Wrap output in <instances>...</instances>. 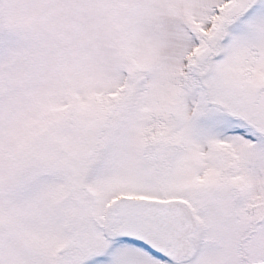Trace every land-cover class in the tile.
Returning a JSON list of instances; mask_svg holds the SVG:
<instances>
[{
	"label": "snow or ice",
	"instance_id": "snow-or-ice-1",
	"mask_svg": "<svg viewBox=\"0 0 264 264\" xmlns=\"http://www.w3.org/2000/svg\"><path fill=\"white\" fill-rule=\"evenodd\" d=\"M0 264H264V0H0Z\"/></svg>",
	"mask_w": 264,
	"mask_h": 264
}]
</instances>
